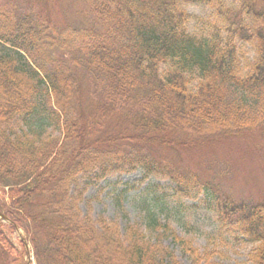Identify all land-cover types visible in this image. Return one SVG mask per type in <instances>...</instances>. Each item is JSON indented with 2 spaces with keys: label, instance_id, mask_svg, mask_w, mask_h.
Returning a JSON list of instances; mask_svg holds the SVG:
<instances>
[{
  "label": "trees",
  "instance_id": "trees-1",
  "mask_svg": "<svg viewBox=\"0 0 264 264\" xmlns=\"http://www.w3.org/2000/svg\"><path fill=\"white\" fill-rule=\"evenodd\" d=\"M70 1L0 0V211L11 220L0 219V264H25L16 228L38 264H180L167 238L190 264H213L221 252L180 235L163 197L144 209L150 236L83 214L82 191L71 192L81 174L139 168L170 178L177 206L204 193L221 234L264 264V197L220 198L175 162L244 132L264 139V0H73L64 10Z\"/></svg>",
  "mask_w": 264,
  "mask_h": 264
},
{
  "label": "rangeland",
  "instance_id": "rangeland-1",
  "mask_svg": "<svg viewBox=\"0 0 264 264\" xmlns=\"http://www.w3.org/2000/svg\"><path fill=\"white\" fill-rule=\"evenodd\" d=\"M68 6L75 9L79 3L73 0L64 2L63 9ZM190 8L198 10L195 6ZM164 154L177 153L168 149ZM178 154L176 166L189 169L197 173L198 179L210 182L220 198L229 197L237 202L254 204L264 197V139L258 132H244ZM79 183V190L83 193L79 205L83 212H90L94 219L105 217L116 223L124 232V237L127 235V225L139 227L148 236L151 235L145 229L144 209L155 207L152 206L156 204L154 197L160 196L164 201H169L171 226L179 234L192 238L201 250L209 246L221 252L222 255L212 258L213 264H251L248 253L252 245L236 242L233 237L221 234L217 214L206 207L205 200H202L207 198L204 193L195 199H183L185 208L177 206L172 180L160 175H151L143 180L142 169L117 172L101 179L94 174L83 175ZM157 184L159 186H153ZM74 193L77 194L76 191ZM11 237L18 247L22 244L21 239L28 240L21 230L14 231ZM164 243L175 248L180 264H190L179 248L172 245L170 238L165 239ZM28 245L29 264H38L29 241ZM26 252L25 264L28 261Z\"/></svg>",
  "mask_w": 264,
  "mask_h": 264
}]
</instances>
